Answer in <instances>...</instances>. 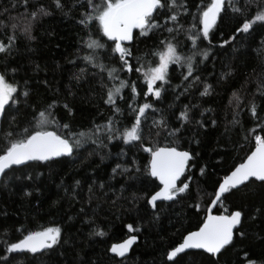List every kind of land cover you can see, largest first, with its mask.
<instances>
[{
	"label": "trees",
	"instance_id": "obj_1",
	"mask_svg": "<svg viewBox=\"0 0 264 264\" xmlns=\"http://www.w3.org/2000/svg\"><path fill=\"white\" fill-rule=\"evenodd\" d=\"M40 2L48 6L53 14L35 22L32 33L35 39L28 41L17 34L19 38L12 53L6 58L0 54V72L4 71L5 65L9 69L15 68V73H8L10 82L18 84L19 92L27 90L30 93L26 98L19 96V105L0 115V147L6 143V132H12L13 138H17V134L25 128L34 127V117L52 100L58 101L52 115L61 126L66 122L70 123L73 132L86 130L93 122L103 124L113 115L111 108L103 102L105 92L101 88L102 82H108L107 71L101 72L83 59L88 53L81 43V37L86 31L79 23L83 9L76 8L64 15L55 9L52 0ZM64 2L70 4L71 0ZM189 2L193 4L191 11H195L194 5L200 3V0ZM12 3L13 0H0V20L5 25L9 23V17L23 16L25 13L23 0H17V8H13ZM241 3L244 0H237L238 5ZM35 6V0H30L28 11ZM65 11L68 9L65 8ZM255 11L256 6L252 5L251 12ZM185 15L186 20H181V23L187 28L192 23V17ZM236 26H239V19L225 15L210 33V43L201 40L199 47L208 49V58L203 62L199 56L194 58L195 75L200 77V82L196 84L189 81L192 87L188 92H184L188 84H183V69L170 65V86L162 91L159 100L143 96L146 86L142 84L143 77L135 71L139 66L137 57H145L142 63L147 66L153 59L150 53L158 46V41L171 37L163 30L147 36H141L139 30H134L133 41L124 44L132 52L130 63L133 71L121 73L120 78L128 79L129 83L137 82L139 103H151L160 110L156 113L152 109L146 110L147 118L143 124L145 146H163L176 141L179 149L199 153L189 166L188 175L193 177V181L188 193L176 201L157 202L156 209L148 205L144 195L150 196L158 184L154 178H144L148 154L141 150L138 143L125 144L123 140L108 142L104 138V147H98L89 140L74 152L73 157L55 158V163L34 161L28 162L27 167L12 166L11 170H6L7 176H0V234L5 229L8 230V235L0 236V239L15 241L20 237L16 228L21 225L34 230L54 222L63 227L64 239H68L69 243L61 241L52 249L36 254L9 253L11 259L8 264H173V261L167 260V251L176 246L188 231L198 228L219 178L241 162L249 148L248 143L243 140L241 126L228 124L232 119V111L227 105L231 94L238 91L244 97L241 105L243 108L256 91L257 81L264 73V22H257L249 34H239L234 42L221 47L223 40L233 34ZM88 31L95 32V28ZM10 34L7 27L0 28V40L5 43ZM172 35L180 45V52L188 54L191 42L186 35ZM95 36L101 43L109 45L107 52L97 50L101 62L119 67L118 56L114 60L109 58L111 42L99 32H95ZM81 69L84 70L83 73ZM229 72L230 75L221 79L222 74ZM77 75L80 76L79 80L76 79ZM204 84L211 86L207 96L200 95ZM178 85L182 86L173 91ZM122 95L125 100L118 101V106L123 115L117 114L116 117L120 121L117 125L120 128L130 126L134 119L127 109V101L131 98L130 89H125ZM64 103L72 107V116L64 109ZM256 103L260 105L259 112L264 118V97L257 94ZM185 105L190 108L192 122L181 127L173 113L178 114ZM205 109L211 111H204ZM201 112L204 113L203 116ZM160 116L168 120L169 128L159 129L157 135L152 122ZM238 118L243 130L254 127V121L246 110ZM212 119L217 121L215 126L211 124ZM196 120L206 121V126L200 128L195 123ZM226 126L231 131L226 132ZM53 128L54 125L49 130ZM172 128L181 130L171 136L169 132ZM133 159L137 162L139 173L134 168H129V172L124 174L112 173V168L117 163L127 167ZM201 167L205 168L204 176H200ZM29 172L31 180L16 179V176L28 175ZM37 173L40 175L37 176ZM129 176L137 178L130 179ZM183 179H187V176ZM76 180L81 183L74 189ZM5 181H8L7 185ZM62 181L63 186L58 187ZM251 181L240 186L238 191L231 190V194L226 193L222 197L224 207L229 210H244L243 224L239 229L245 232V237L240 238L237 232L234 242L218 254V259L202 251L190 250L178 255L174 259L175 264H245V252L249 253V258L264 257V216L249 219L255 208L264 207V184ZM101 184L104 185L103 188L100 187ZM25 188L31 192L28 197L22 195ZM133 193L138 199H133ZM197 202L202 211L197 212L190 207ZM222 210L218 204L214 213L219 214ZM69 216L72 220H68ZM86 220L88 223H84ZM127 225H132L133 229L138 228L139 231L130 232ZM94 229L104 231L105 235L90 236L89 233ZM131 234L138 236V241L129 255L121 259L111 255L108 251L111 244ZM3 247L0 243V256L4 255Z\"/></svg>",
	"mask_w": 264,
	"mask_h": 264
},
{
	"label": "snow or ice",
	"instance_id": "obj_2",
	"mask_svg": "<svg viewBox=\"0 0 264 264\" xmlns=\"http://www.w3.org/2000/svg\"><path fill=\"white\" fill-rule=\"evenodd\" d=\"M29 2L30 0H23L25 8L23 16L9 17L7 25L3 20H0V28L7 27L11 32L6 37V43L0 40V54H3L5 58L13 51L19 38L17 34L28 41L35 39L32 34L35 22L41 17L53 14L50 8L41 3L40 0H35L36 6L28 11ZM52 5L64 15H68L76 8L83 9L80 12L79 23L84 26L86 31L81 37V43L88 50L83 59L91 63L93 67L99 68L101 72L107 71L108 82H102L101 88L105 92L103 102L111 108L113 115L109 116L103 124L93 122L91 127L86 130L73 132L70 123L66 122L61 126L52 115V110L58 104V101L52 100L34 117V127L25 128L23 132L17 134V138H13L12 132L5 133L6 143L0 147V176H7L8 171L6 170H11L14 165L27 167L28 162L48 161L55 163L54 158L73 157L74 152L89 140L98 147H104V138H106L108 142L112 140H123L125 144L136 142L140 145L141 150L148 154L149 159L144 167L143 175L145 179L154 178L158 184L155 185L156 190L150 196L144 195V199L153 209L158 207V201H176L182 195L187 194L193 181V177L188 175L189 166L199 153L193 154L190 150H180L176 141L163 146L151 144L145 146L143 143V124L147 118L146 110L152 109L154 113L160 110L154 108L151 103H139L140 92L137 82L129 83L128 79L120 78L121 73L133 71V66L130 63L132 52L124 46V42L133 41L134 30H139L141 36L162 30L166 31L171 38L158 41V46L150 53L153 59L148 62L147 66L142 63L145 57H137L139 66L135 68V71L143 77L142 84L146 86L143 96L145 98L151 96L156 100L160 99L162 91L170 86L169 66L173 64L183 69L181 78L183 84H188V87L184 88L186 93L192 87V83L198 84L200 82V77L195 75L194 58L199 56L201 62L208 58V49H200L199 47L201 40L210 43V33L218 26V20H222L225 15L238 18L239 26L235 27V31L227 40H223L221 47L229 42H234L239 34H249L257 22H264V0H244V3L239 5L237 0H200V3L194 5L195 11H191L193 4L189 0H71L70 4H66L64 0H52ZM252 5L256 6L255 13L251 12ZM12 7H18L17 0H13ZM65 8L68 11H65ZM4 11L7 12V9ZM185 14L192 17V23L187 28L181 23V20H186ZM93 28H95V32L101 33L103 37L107 38V41L111 42L109 58L114 60L118 56L119 67L108 66L101 62L97 50L107 52L109 45L101 43L100 39L96 38L95 32L88 31V29ZM173 33L186 35L187 40L191 42V49L188 54L180 52V45L175 42ZM36 67L38 69L39 65ZM15 71V68L9 69L5 65L4 71L0 72V115L6 114L10 108L19 105V96L22 95L26 98L30 94L27 90L22 93L19 92L18 84L10 82L8 73H15ZM83 71L81 69V73ZM230 74V72L222 74L221 79ZM79 78L80 76L77 75L76 79L79 80ZM158 82L159 86H157ZM181 86H176L173 91L179 90ZM125 89H130L131 98L127 101V109L134 119L130 126L120 128L117 126L120 121L116 117L117 114L123 115V111L118 106V101L124 102L125 97L122 92ZM210 90L211 86L204 84L200 95L207 96ZM257 94L264 97V73L260 75L256 91L252 93L251 99L245 107H241L244 97L238 91H234L229 97L227 107L231 108L232 119L228 121V124L241 126L244 132L243 140L249 145L248 151L241 162L236 163L231 170L219 178L214 189V195L210 196L211 203L208 205V211L202 221L199 222L198 228L195 231H188L183 236L182 242L167 251V258L169 261H173V264H175L174 258L178 254L184 253L186 249H202L211 257L218 259V254L225 249V246H230L234 242L237 232L240 238L245 237V232L238 228L243 224L244 210H229L224 207L222 197L226 193L231 194V190L238 191L240 186L245 185L246 182L251 183L250 178H255V181L264 184V118L259 112L260 105L256 103ZM69 95L72 93L69 92ZM63 107L69 116L73 115V109L68 103H64ZM245 110L254 121V127L247 130H243L238 118L240 113ZM33 111H35V107ZM204 111H211V109ZM203 114L201 112V116ZM173 115L181 127L192 122L188 105H185L178 114L173 113ZM12 120L14 121L15 117ZM195 123L200 128L206 126V121L196 120ZM211 124L215 126L217 121L212 119ZM53 125L55 128L49 130ZM152 127L157 129L158 135L159 129L167 130L169 128L168 120L164 116H160L159 119L153 120ZM180 130V128H172L169 135L175 136ZM227 131H231V128L226 126ZM195 142L199 143V141ZM136 165L135 159L127 167L117 163L112 168V173L114 175L128 173L129 168H134L135 172L139 173L140 169ZM39 175L37 173V176ZM204 175L205 168L201 167L200 176ZM185 176L187 179H183ZM129 178L136 179L137 177L129 176ZM16 179L31 180L32 176L29 172L28 175L16 176ZM7 183L8 181H5V185ZM80 183L79 180H76L74 189ZM60 186H63V181L58 185V187ZM100 187L103 188L104 185L101 184ZM36 191L39 192V189ZM91 193L92 186L90 185L89 198H91ZM22 195L28 197L31 192L25 188ZM133 199H138L135 193H133ZM218 204L223 210L218 215H213L212 209ZM190 207L195 208L197 212L203 210L199 202L190 205ZM81 212H83V208ZM262 216H264V207H257L249 219L255 220ZM68 220H72V217L69 216ZM84 223H88V221L86 220ZM126 227L130 232L139 231L138 228L133 229L132 225ZM16 231L20 233V237L15 241L9 242L8 239H0V243L4 246V255L0 256V264H8L11 259L9 253L36 254L41 253L42 250L52 249L61 241L65 244L69 243L68 239H64L63 227L54 222L49 226H40L34 230H29L21 225L16 228ZM6 235H8L7 229L0 234V236ZM89 235L103 237L105 232L94 229ZM136 240V235H129L122 243L113 244L108 251L117 257H124L129 251V247ZM244 261L245 264H264V257L249 258V253L245 252Z\"/></svg>",
	"mask_w": 264,
	"mask_h": 264
},
{
	"label": "water",
	"instance_id": "obj_3",
	"mask_svg": "<svg viewBox=\"0 0 264 264\" xmlns=\"http://www.w3.org/2000/svg\"><path fill=\"white\" fill-rule=\"evenodd\" d=\"M128 43H130V42H124V44H128ZM181 150V149H180ZM55 159V158H54ZM15 166V165H14ZM250 180H255V178H250ZM158 182V181H157ZM247 183V182H246ZM158 202H160V201H158ZM165 202H168V201H165ZM211 203V202H210ZM217 206V205H216ZM216 206H214V208L212 209V214L213 215H218L217 213H214V209H215V207ZM207 211H208V208H207V210H206V213H207ZM206 215V214H205ZM238 228H239V226H238ZM193 231H195V230H193ZM131 235H134V234H131ZM186 235V234H185ZM128 238V236L126 237V238H124L123 240H121V241H119V242H115V243H112L111 244V246L113 245V244H119V243H122L125 239H127ZM183 239V238H182ZM138 241V236H137V240L129 247V251L125 254V256H127V255H129V253H130V251H131V249H132V247L135 245V243ZM180 242H182V240L180 241ZM179 242V243H180ZM178 243V244H179ZM110 246V247H111ZM109 247V248H110ZM226 247V246H225ZM190 250H193V251H202V252H204L202 249H186L185 250V252H187V251H190ZM110 254L111 255H114L115 256V254L114 253H111L110 252ZM180 254H182V253H180ZM180 254H178V255H180ZM210 255V254H209ZM124 256V257H125ZM117 257V256H116ZM117 258H119V259H121V258H123V257H117ZM175 259V258H174ZM167 260H168V258H167Z\"/></svg>",
	"mask_w": 264,
	"mask_h": 264
},
{
	"label": "bare ground",
	"instance_id": "obj_4",
	"mask_svg": "<svg viewBox=\"0 0 264 264\" xmlns=\"http://www.w3.org/2000/svg\"><path fill=\"white\" fill-rule=\"evenodd\" d=\"M167 256V255H166Z\"/></svg>",
	"mask_w": 264,
	"mask_h": 264
}]
</instances>
